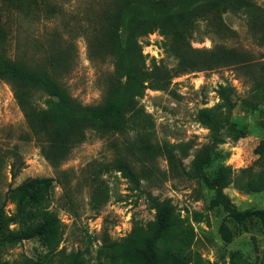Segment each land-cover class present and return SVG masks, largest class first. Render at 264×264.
I'll return each instance as SVG.
<instances>
[{
    "label": "rangeland",
    "instance_id": "obj_1",
    "mask_svg": "<svg viewBox=\"0 0 264 264\" xmlns=\"http://www.w3.org/2000/svg\"><path fill=\"white\" fill-rule=\"evenodd\" d=\"M251 1L261 9L254 31L247 11L207 4L137 37L145 69L166 83L134 100L140 112L122 130L65 133L68 150L50 160L44 151L61 137L50 136L46 95L30 92L27 116L0 81V264H147L155 211L145 193L171 206L159 264H264V220L233 214L264 210V191L247 184H264V0ZM56 6L21 17L8 54L35 69L62 61L52 74L79 103L98 106L124 83L104 15L112 10L105 0ZM221 54L231 61L218 65ZM220 87L234 89L236 106L214 136L201 116L221 104Z\"/></svg>",
    "mask_w": 264,
    "mask_h": 264
},
{
    "label": "trees",
    "instance_id": "obj_2",
    "mask_svg": "<svg viewBox=\"0 0 264 264\" xmlns=\"http://www.w3.org/2000/svg\"><path fill=\"white\" fill-rule=\"evenodd\" d=\"M57 2L58 0H0V81H5L11 86L15 98L27 116L26 104L30 99V92L39 90L46 95V119L56 127L55 133L50 136L63 138L55 140L54 144L44 151L48 160L51 159L52 154H64L68 150L65 133L87 128L100 131L122 130L128 120L140 112L135 107L134 100L141 97L147 88H162L166 83L165 75L158 76L157 72H148L145 69L137 37L155 28L166 27V21H169L168 25L176 27L182 12H184L182 21L188 22L191 20L192 11L207 4H212L223 11H247L253 18L254 31L259 27L258 15L261 11L251 0H173L172 4L167 0H105L107 10H112V12L106 11L104 15L107 19L108 39L112 44V54L115 58V70L124 78V83L113 84L102 104L88 106L82 105L73 98L60 80L52 74L53 71L64 66L62 61L51 59L48 64L35 69L24 65L18 55L11 57L8 54L9 35L14 24L21 17L39 19L41 16L53 14L54 7H58ZM221 31L225 38V34L229 31L223 26ZM230 61L231 56L221 54L217 64L221 66ZM188 68L198 69L194 66ZM233 92L234 89L231 87H220L218 96L221 104L202 113V120L214 136H219L220 130L230 124V114L236 106V101L231 99ZM218 108L223 112H219ZM28 120L34 129L35 126L32 125L30 118ZM59 160L57 159L56 164ZM118 168L131 180L133 186L138 188L137 173L126 164ZM247 184L252 188L251 192L264 191V184ZM145 196L155 211L154 221L150 223L146 232L147 264H159L161 251L157 248V243L161 239L160 232L167 224L171 206L169 201H159L149 193H145ZM233 214L237 219L258 217L264 220L262 209L243 213L234 211Z\"/></svg>",
    "mask_w": 264,
    "mask_h": 264
},
{
    "label": "crops",
    "instance_id": "obj_3",
    "mask_svg": "<svg viewBox=\"0 0 264 264\" xmlns=\"http://www.w3.org/2000/svg\"><path fill=\"white\" fill-rule=\"evenodd\" d=\"M244 140V139H243ZM234 144H236V143H234ZM242 148H244L243 146H242Z\"/></svg>",
    "mask_w": 264,
    "mask_h": 264
}]
</instances>
